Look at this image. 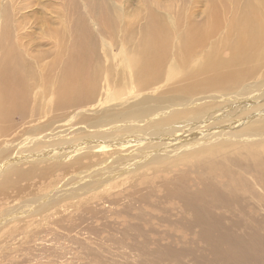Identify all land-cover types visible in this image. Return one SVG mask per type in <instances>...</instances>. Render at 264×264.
I'll list each match as a JSON object with an SVG mask.
<instances>
[{"label":"bare ground","instance_id":"6f19581e","mask_svg":"<svg viewBox=\"0 0 264 264\" xmlns=\"http://www.w3.org/2000/svg\"><path fill=\"white\" fill-rule=\"evenodd\" d=\"M17 1L0 2V194L31 177L80 174L5 211L0 231L75 201L76 216L90 201L110 209L128 184L182 168L193 184L264 168V0L222 3L196 23L177 21L181 6L153 9L162 1L131 12L119 0H81L86 17L37 40L20 33L23 21L14 26ZM27 159L33 166L21 167Z\"/></svg>","mask_w":264,"mask_h":264},{"label":"rangeland","instance_id":"374dc122","mask_svg":"<svg viewBox=\"0 0 264 264\" xmlns=\"http://www.w3.org/2000/svg\"><path fill=\"white\" fill-rule=\"evenodd\" d=\"M29 1L27 5L25 0L17 1V11H21L14 13L13 23L17 27L23 21L20 33L28 32L36 40L52 28L64 32L77 16L87 15L81 0ZM140 1L119 0L116 5L133 12L140 8ZM161 1V7H153L157 12L167 15L163 9L181 6L177 21L196 23L221 10L222 3L230 6L235 0H157L153 4ZM46 17L52 21L49 25ZM143 24L139 16L133 24L135 33ZM168 26L172 28L170 21ZM104 34L112 42L113 36ZM113 52L118 58V51ZM262 89L253 93L258 95ZM28 160L19 165L32 167ZM255 163L229 167L214 181L194 184L195 175L182 168L174 175L159 174L128 184L120 191L124 201L110 209L101 200L90 201L84 207L87 211L76 216L82 207H73L74 200L72 207L49 219L12 221L0 231V264H264V168ZM79 174L21 181L18 190L0 194V215L55 187H65L68 179ZM204 189L209 190L199 193ZM194 196L198 198L195 204ZM83 218L88 222L82 223Z\"/></svg>","mask_w":264,"mask_h":264}]
</instances>
